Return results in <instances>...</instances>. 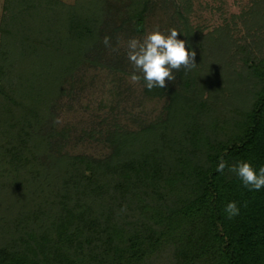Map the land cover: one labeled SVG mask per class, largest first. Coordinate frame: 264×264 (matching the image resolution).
Returning <instances> with one entry per match:
<instances>
[{
    "label": "trees",
    "instance_id": "1",
    "mask_svg": "<svg viewBox=\"0 0 264 264\" xmlns=\"http://www.w3.org/2000/svg\"><path fill=\"white\" fill-rule=\"evenodd\" d=\"M104 1L77 0L72 5L4 0L0 194L3 191L12 204L26 194L46 207L31 206L17 215L10 209L0 212V264H264V187L249 190L228 170L241 161L257 174L264 167V57L247 47L239 51L252 82L241 91L245 96L228 130L201 123L200 114L209 103L192 101L189 107H202L201 112L181 121L179 134L170 133L166 125L165 130L151 128L144 134L150 143L139 147L129 146L127 134L104 160L73 156L37 184V178L45 176L35 155L39 144H30L25 139L29 131L23 129L40 127L51 112L32 91L39 83L50 98L56 96L79 65L92 63L94 53L104 60L105 37L116 43L121 32L142 31L154 8L150 0H130L126 13L118 17L111 13L115 7ZM198 34L185 30L189 52L203 46ZM219 50L213 47L214 53ZM114 57L121 64L116 53L110 55ZM198 75L195 68L186 71L182 66L173 76L191 93ZM22 81L27 84L20 87ZM149 91L162 94L163 88ZM179 108L175 100L170 117L175 118ZM55 130L50 124L45 131L44 152L51 150ZM160 133L165 150L153 143ZM221 156L228 167L218 172ZM233 201L239 214L229 219L225 208Z\"/></svg>",
    "mask_w": 264,
    "mask_h": 264
},
{
    "label": "rangeland",
    "instance_id": "2",
    "mask_svg": "<svg viewBox=\"0 0 264 264\" xmlns=\"http://www.w3.org/2000/svg\"><path fill=\"white\" fill-rule=\"evenodd\" d=\"M61 1L72 5L77 3V0ZM150 1L154 8L147 13L143 30L118 34L117 42L112 41L114 45L111 43V48L107 47L104 60L97 58L94 53L92 61L90 60L92 63L87 61L79 65L60 84L56 96L50 98V92L38 86L39 79L34 78V82L38 84L37 89L32 91L33 95L37 92L34 96L47 102L51 112L45 115L48 116L46 122L40 127L35 125L23 129L29 131L25 139L31 141L30 144H39L35 146V155L45 176L38 177L37 184L51 176L58 164L64 167L65 160L73 156L104 160L111 155L115 145L119 144L117 140L127 134L130 147H139V143H146L144 134H148L151 128L153 131L159 128L165 130L166 125L170 133L179 134L181 121H190L192 112L197 115L201 112L202 107L199 110L198 107H189L192 101L206 100L209 103L208 108L200 114L201 123L208 127L219 124V127L223 126L222 130L233 126L235 117H238L234 111L240 108L245 96L241 91L252 82L250 70L243 62V54L239 48L247 47L264 57V22L258 21L264 18V0ZM129 2L130 0H106L103 4H111L115 7L111 13L116 16L117 12L118 17H122L128 10L125 5ZM3 5L4 0H0V25ZM113 19L114 22L117 21L115 17ZM157 29L165 35L175 29L179 32L177 38L180 40L185 38V30L199 33L202 37L203 46L195 50L198 86L191 93L178 86L179 79L176 76L175 80H166L162 94L150 93L142 73L135 72L127 59L128 41L132 38L142 41L147 34ZM3 40L4 35L0 32V44L4 43ZM217 46L220 47V52L214 53L213 47ZM117 47L119 51L112 50ZM110 53H116L121 58V64L116 62L115 57L110 59ZM113 64L115 68L110 67ZM202 66L208 67V71H202ZM134 72L140 77L135 83L131 81ZM172 74L174 75V70ZM22 84L26 85L27 82L22 81L19 86L22 87ZM175 100L179 102L180 108L174 118L170 116ZM43 102L45 108L46 103ZM57 118L61 122L54 124ZM50 124L56 128L52 147L49 148L52 151L44 152L43 147L47 144L43 135ZM38 137L42 142H39ZM159 138V141L157 139L153 142L155 147L161 146L162 150L168 148L161 133ZM3 168L4 166L0 167V171ZM3 184V178L0 177V185ZM1 189L2 186L0 191ZM42 203L36 199L31 200L25 194L12 204L3 191L0 194V212H8L10 209L11 215L26 212L31 206L33 209H45L46 205Z\"/></svg>",
    "mask_w": 264,
    "mask_h": 264
},
{
    "label": "clouds",
    "instance_id": "3",
    "mask_svg": "<svg viewBox=\"0 0 264 264\" xmlns=\"http://www.w3.org/2000/svg\"><path fill=\"white\" fill-rule=\"evenodd\" d=\"M179 32L175 29L170 30L169 35H165L159 29L147 34L143 40L132 38L127 43V59L132 64L135 72H140L146 82L147 89L154 87L165 88L166 80H175L172 70H179L182 66L186 71L194 69L196 52H189L186 48V42L178 39ZM106 47L111 48L110 38H104ZM113 51H119V48H113ZM131 76L132 82H138L140 77L135 74ZM57 118L54 124L60 123ZM228 167L223 156L220 158L217 171L223 172ZM232 173L238 175L243 185L249 190L259 191L264 187V167L256 170L246 162L241 161L228 168ZM121 211H126V206ZM225 212L231 219L239 214V208L236 202H230L226 205Z\"/></svg>",
    "mask_w": 264,
    "mask_h": 264
}]
</instances>
